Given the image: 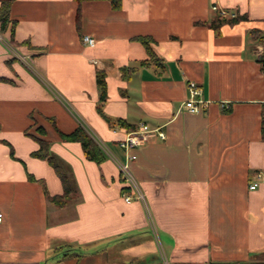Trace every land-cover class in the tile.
<instances>
[{
	"label": "crops",
	"instance_id": "0c3cea01",
	"mask_svg": "<svg viewBox=\"0 0 264 264\" xmlns=\"http://www.w3.org/2000/svg\"><path fill=\"white\" fill-rule=\"evenodd\" d=\"M4 2L15 24L12 37L0 24V264H264V0ZM188 80L210 101L197 113L179 109ZM144 123L165 138L150 131L127 160L119 140ZM79 125L100 163L59 136ZM27 132L68 168L66 204L49 200L63 187ZM124 162L139 199L123 198Z\"/></svg>",
	"mask_w": 264,
	"mask_h": 264
},
{
	"label": "trees",
	"instance_id": "16d2710c",
	"mask_svg": "<svg viewBox=\"0 0 264 264\" xmlns=\"http://www.w3.org/2000/svg\"><path fill=\"white\" fill-rule=\"evenodd\" d=\"M74 1L78 5H80L82 2L90 1V0H74ZM105 1H107L110 4L112 9H119L121 6V0H105ZM235 19L236 18H233L231 19V21H234ZM9 22L11 23V37H12L15 22L13 20H10L8 3L4 2L1 5V9H0L1 27H4ZM260 39H263V38H260ZM141 40H142V43L145 45V48L147 49V52L149 53V55L153 57L154 55L149 49L147 42L143 39ZM257 59L261 63H264V56L257 57ZM263 70H264V67H263ZM95 80H96L97 89L99 91V101L100 103H102L106 99V83H105L104 75L99 71L96 72ZM98 108L100 111L101 110L100 107ZM107 121L110 122L108 118H107ZM120 123L121 125H125L122 122ZM110 124L112 125L111 122ZM126 127L128 126L126 125ZM131 128H132L131 130L135 129V127H131ZM28 135L32 136L38 144V148L37 150L32 152V156L47 161L51 165V167L54 169L63 187V193L61 195L49 196V200L57 206H62L66 204L69 200H71L74 197V193H75V188L70 178L68 168L65 165H63L61 162H59L50 153L49 140H47L46 138L42 136L34 135L32 133L31 134L28 133ZM59 136L64 141L79 142L86 158L93 160L96 163H100L103 160L104 154L99 144L93 139L90 133L83 126H80V125L77 126L70 133L59 132ZM261 137L264 140V104L261 110ZM122 181H124L123 178H122Z\"/></svg>",
	"mask_w": 264,
	"mask_h": 264
},
{
	"label": "built area",
	"instance_id": "2783aa9c",
	"mask_svg": "<svg viewBox=\"0 0 264 264\" xmlns=\"http://www.w3.org/2000/svg\"><path fill=\"white\" fill-rule=\"evenodd\" d=\"M212 9L216 10L218 16L223 19L231 20L233 18H236L238 15L237 11L235 10H226L224 8H219L216 5H213ZM82 41L83 44H86L88 46H93L95 44L94 38L90 35H84ZM255 54L256 57L264 56V40L256 45ZM261 64L264 67V63ZM187 91H188V97L186 98V100H184V102L180 104L179 106L180 110H184L189 113H197L200 112L204 107L208 106L210 101L204 100L201 97V93H202L201 87L196 81L194 80L187 81ZM150 131H156L158 137L161 139L165 138V133L163 131L158 130L157 128L151 129L147 124L144 123V124H140L138 128L127 131L125 137L119 140V146L123 148L127 153V160L135 159L136 155L134 153H130L129 151L145 143L148 139V133ZM119 170L122 178L124 179V182H126V184L129 187V191L131 192V194H126L123 196L124 200L130 201L132 198L139 199L141 197V194L139 192V187L137 185V182L134 180V178L129 172L127 162L120 163ZM256 175L257 177H260V173H257ZM257 183H258L257 181L252 182L249 185V188L255 189L257 187ZM1 219H2V213H0V221Z\"/></svg>",
	"mask_w": 264,
	"mask_h": 264
}]
</instances>
